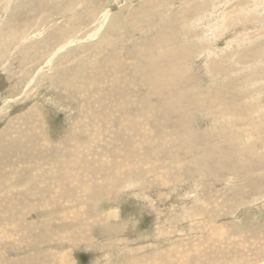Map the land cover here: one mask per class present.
I'll list each match as a JSON object with an SVG mask.
<instances>
[{
    "label": "rangeland",
    "instance_id": "obj_1",
    "mask_svg": "<svg viewBox=\"0 0 264 264\" xmlns=\"http://www.w3.org/2000/svg\"><path fill=\"white\" fill-rule=\"evenodd\" d=\"M89 1L92 2L94 0ZM125 1L127 4L123 5L122 3ZM151 1L153 0H112V2L111 0H98V2L96 1L94 3H104V6L118 13V19L126 21L124 25L121 21V26H126V30L131 27L129 26L128 19H130L131 15L135 18V28L131 35V39L129 37L130 41H128L129 39L125 36L126 31L120 32V36L117 35L119 38L118 41L115 39L112 40L119 44L115 46L116 51L114 55L118 54L122 70L124 67H128L125 71L120 69L119 72H116L112 69L111 72L108 62L104 61V68L106 70V72H104L101 70L100 65L86 61L87 56L95 55L91 54V51L86 49L87 47L90 48V44H93L96 39L85 40L82 44L68 49L69 52H67V54H69L71 58L75 55L73 59H76L66 62V64L52 62L49 66L48 64L44 65L45 55L40 52L32 53V51L29 53L28 58L22 62L20 60V55L14 53L13 47L12 49L10 47L11 50H9L11 56H3L0 60V73L2 72L0 74V104L3 101L6 102L10 97L18 96L23 92L22 98L17 99L19 102L17 100L9 102L6 108L0 112V120L3 119V122L7 123L4 125L5 123L2 121L0 122V157H2L0 158V179L5 177L3 180H8L11 174L9 177L6 171L12 170L13 183H16L15 181L18 180V177L21 182L13 185L15 189H10L9 198L7 197L5 199L2 197L10 190H0V204L7 208L8 215L13 214V217H15L14 215L17 214V216L19 215L18 217H21V219L18 220L12 217L13 220L16 219L14 220L16 221L15 224L13 223L14 221L7 225L4 222H0V238L4 237V239H2L3 241L0 239V245L5 243L9 245L8 248L4 249L5 251L3 250L0 252V264H5L6 262H9V264H48L49 259H47V257H42L44 254H48L49 257H54V254L62 252L67 254L70 264H264V0H161L164 3V7L157 9L154 4L151 8V10L154 11H150L147 10L146 4ZM165 1L168 3L166 4ZM38 3L39 0H14L11 4V8L5 12L4 8L6 9V3L0 1V28L4 27L3 25L7 24L9 21L15 28L19 27V34L22 32L30 34L34 29L37 30L40 28L43 33L40 35V39L45 38V40H49V38L45 36L48 30H51L49 28L54 29L57 25L62 26L70 22L68 19H71L70 16L73 11L69 12L66 10V6L70 3V0H46L47 5L41 8L40 3ZM64 4L65 6H63ZM60 7H62V9ZM63 7L65 8L63 9ZM78 8L76 10L80 11L81 9L79 10ZM41 9L43 13L40 11ZM88 10H92V8L90 9L89 7ZM60 12L63 14H61V16L57 15L58 13L60 14ZM66 13H69V15H66ZM43 16L48 18L46 19ZM61 22H64V24L62 23L61 25ZM32 24L34 25L32 26ZM45 24L46 26L48 25V28ZM216 26H218L217 29ZM29 30L31 31L30 33ZM166 30L175 41L174 44L179 47L182 46V48H180L182 51L181 64L180 66L177 65L176 68H172L173 65H171V68L168 70V72L171 73H169L166 78L169 77L173 79L178 71H180L179 75L182 79V85L179 87V94L187 97L185 101H188L187 105L189 106L187 107L184 104L180 110H185L188 117H193L192 108L193 110H197L195 114H197L199 118L195 121L192 118V125L191 123L189 124L192 135L194 134L203 146L209 141L213 146L211 153L213 156L222 154L224 159L226 158L227 161L230 160L229 162L222 163V166L226 167L224 168L225 172L218 170L216 172L217 174L211 172L213 173L212 175L200 178V176L195 177L194 174H192L193 170L190 164L179 165L180 168L177 169V167L170 162L172 158L169 157L171 152L177 150L174 149L171 144L172 139L165 136L166 138L163 141V138L158 134L159 130L149 131L143 128H141V131L144 130L146 132L145 134L150 137L148 136L147 138V136H145L146 139H144L142 134L139 138L138 135L136 136V134H134L132 136L130 135V131H126L125 134H123V140H114L115 144H120L119 149L121 151H116L114 148L117 156L113 161V159H111L113 156L110 157L107 151L110 147L109 145L113 146L112 133L117 126L111 127L109 124L107 127L110 128L106 129L100 122L96 121V124H99L101 133L99 132L96 136L93 133L91 134L89 132L90 130H88L95 120L88 116L92 111L84 105L80 98V89H82L83 83L82 79L77 78V76H80L84 71L89 78L91 77L94 81H97L98 78L100 79V77L106 75L107 82L103 84L99 83V85H101L100 91L104 95L109 94L113 97V105L110 103L111 101L108 102L109 104L107 103V105L115 109H117V102L121 100L118 99L117 101V97L114 95H117L119 91L123 90L122 88H130V83L127 80L132 79L134 81L132 82L134 92L132 98L134 101L133 104H135L138 98L147 110L153 112L155 109L154 107H157L155 104L157 97L153 95L150 97V101H146L143 92L144 95L147 93V87H149V85L144 87V85H142L143 82L140 84L141 73H143L144 68H147L146 62L153 58L151 59V56L143 55L142 50L144 49L143 47L146 46L145 44L152 40L154 36H158L159 33H165ZM121 36L124 38L121 39ZM112 38L114 37H110V40ZM36 40H38V37ZM4 48L8 47H4L0 43V52H4ZM109 48L101 52L99 51V55L96 54L94 56V62L100 61L101 64V61L109 55ZM168 50L169 46H165L162 49L155 48L153 52L159 55L160 52H167ZM73 52L76 53L74 54ZM81 54L85 55V59H83L84 57H82ZM38 59H41L42 62ZM56 64L57 67H55ZM159 64L163 67H168L161 60L159 63H153V65L158 68L160 67ZM40 67L42 69L37 74L38 76L36 75L37 77L34 81L36 84H31L29 89L24 91L26 83ZM21 68L22 71L20 72ZM10 70L11 72L8 73ZM24 75L25 79H23ZM19 76H21V78ZM115 76L119 78L116 79ZM171 76H173V78ZM124 79L127 80L124 81ZM6 81L8 82L5 84ZM54 82L56 83L54 84ZM17 84H19L18 87H16ZM64 84H66V86L68 84V86L65 87ZM96 84H98V82H96L95 85ZM150 88L152 89L151 85ZM61 90L64 93L65 91L67 92L65 93L66 96L63 95L64 93ZM109 90H112V92ZM14 91L16 92L14 93ZM51 93L54 95H51ZM69 96L72 98H69ZM105 98L107 99V96H105ZM68 99L71 101L67 102ZM16 108L18 109L16 110ZM13 109H15V111H13ZM99 109L98 107H93V111ZM8 112L10 113L8 114ZM5 113L6 115L8 114L7 117L3 115ZM23 117L25 119H22ZM30 118L32 122L29 121ZM35 120H38V122ZM39 120H41V123ZM24 121H26L25 126L22 125ZM17 122L20 124L18 125ZM109 122L111 124L115 122V117L111 118ZM31 123L32 125H30ZM35 123H39L41 126L39 124H37V126ZM77 127H79V129ZM12 128L14 130H12ZM71 128H74V131H83L84 134L82 133V135H85V137L89 136L93 140L91 144L89 141L88 144H86V142V146L82 144L84 149L83 153L86 151V154L82 155L80 153L82 157H77L76 159L77 162L79 159L86 160V163L79 160L80 162L78 163H81V165H77L78 167L75 166L77 163L76 160L74 162L75 164H72L73 166L67 164V167H74V170L71 168V171L69 170L71 173L68 171V175L71 174L70 177H68V175V178L63 176L65 180H60V183L58 179L55 178V175H53L54 179L51 176L52 174L58 173L59 170H63L62 168L65 167H62V164L65 165V162L69 161L57 158L52 153L46 155L45 160L40 161L41 164L42 162L45 163L40 166L42 168L44 165V169L42 168L40 171L32 167L28 169L31 162L34 165L36 159L31 157L34 155V152H31L32 154L30 153V156H28V153L25 154L23 152L26 145L28 148H30L32 144L37 148L42 147L40 144L45 146L43 143L44 141L40 140V137L37 138L34 136L33 133L38 135V133L43 134L47 132V137L49 139H47V141L51 143L48 145V150H46V152L50 151L49 149L53 146L58 148L60 153L67 154L70 150L69 148H71L70 145L75 144L74 141H70L68 145V143H66L68 141H65L68 134L67 131L72 130ZM29 130L30 132H28ZM164 130L162 131L165 132ZM14 134H16V136H14ZM25 134L27 135L25 136ZM121 137L122 135H120V138ZM5 138L8 140L10 139L9 142H6L8 140ZM13 140H16L14 143H19L17 145H19L21 149H19V147L17 150L13 149L14 145H11V141L13 142ZM56 140L59 142L57 143ZM27 142L30 144H27ZM125 142L131 144V153H136L134 162L136 160L138 161L134 163L135 166L126 170L128 173L131 170H135V168L145 171L149 166L153 167L158 164V162L160 164V162L164 161L165 167L163 168L169 170L172 175L180 176L182 180H176L173 184L170 183L171 180H174V178H172L169 181L172 185L167 183L166 185L160 186L157 181H153L154 177H157L161 172V169L157 168L154 171L156 172V176L153 172L147 174L150 178L148 177L146 179V183L149 180H152L154 183L152 182L147 188L144 186V194L141 193V189L137 188L135 184H133L134 182H132L134 181L133 171L132 173L130 172V177L127 176L126 171H123L125 174L122 173L123 176L120 178L122 181H117L112 174H115L113 171H115L117 167H124L126 165L123 164L126 160L123 155L127 153L125 150L127 146ZM107 143L109 145H105ZM6 145L8 146L5 147ZM122 146H124V148ZM234 148L236 152L233 150ZM88 149L90 151H88ZM240 149H243V154H239ZM6 150H8V152ZM150 150H152L153 156L148 159L144 158V160V154L148 153ZM166 150H170V153L164 156L163 160L161 157L162 151ZM6 152L8 155H6ZM78 152L81 151L78 150ZM84 155L87 159H91V163H89L90 161H88ZM6 156L13 158L12 160L14 161L18 159V163H16L14 167H10L9 164L3 160ZM52 158L56 159V163H58L55 168H53V166L50 167L51 164L47 161ZM110 160L113 163L110 162ZM103 161L109 164H107V170L105 169L104 172H101L99 171L100 166L98 165ZM234 161H237V163ZM241 161L243 162L242 164ZM114 162L116 164L114 166L117 167H113ZM46 163L49 165H46ZM16 166L18 167L16 168ZM23 166H25V168ZM84 166L87 168L84 169ZM89 166L91 169L88 172ZM95 166L99 172H95ZM75 168H77V170H75ZM45 169V172L42 171ZM109 169L111 171H109ZM27 170L28 173H30L29 175L26 173ZM82 171L84 172L82 173ZM105 172H107V174H104ZM108 173L111 177H107L109 176ZM74 174L76 176H74ZM24 176L26 178H23ZM75 177L76 179H74ZM111 178L115 183H113ZM41 179L44 180L42 181ZM94 179L97 180L94 181ZM138 179L139 178L136 179L137 181L135 180V183L140 184V179ZM45 180H48L49 183ZM29 181H31V183ZM97 181L100 182L99 184H105L109 189L105 197L102 193H99L98 190H95L98 188L94 187L95 185L93 184H98ZM129 181L132 182L130 185L131 187L127 188L122 186L128 185ZM85 182H87V186ZM124 182L125 184H123ZM142 182H144V180ZM25 183H27V188L25 187ZM34 184L35 186L39 185V188L37 187L38 189H36ZM5 186L6 184L3 188H6ZM167 187L170 188L167 189ZM15 191L20 192L21 195L24 194L23 197L20 198V201L22 200L23 202L19 201L20 205L18 204V206L11 199ZM35 191H38V193ZM149 191H151V193ZM115 192L119 194V196H117ZM134 192L135 194H133ZM31 195H33V197ZM90 195L91 198L88 200L86 196L90 197ZM143 195L146 196L143 197ZM113 196L115 197L113 198ZM45 198L47 201H45ZM105 198L106 200H104ZM32 202L39 208L33 206ZM38 203H40V205H38ZM26 205L27 207H24ZM88 212L89 214H87ZM94 212L97 214L95 215ZM52 213H54V215ZM45 218L47 219L44 221L43 219ZM86 218L91 221H87ZM57 219L60 220L58 221ZM69 219L71 222H69ZM81 221H83L85 225ZM31 222L32 224H30ZM45 222L46 224H44ZM62 227L64 230H62ZM85 228L89 230L86 229L87 231L81 232ZM98 228L99 231L97 230ZM69 229H73L78 234ZM79 230H81L80 233ZM60 233L61 236H59ZM74 234L75 236L73 239L72 236ZM55 236L59 237L56 238ZM82 236H84V238L86 237L85 239L87 241ZM11 237H13L12 240H6V238ZM16 237H18L17 240L15 239ZM49 238L52 239L50 240ZM75 238H77V240ZM20 242L21 244L19 245ZM102 246L103 249L101 248ZM92 248L93 250H91ZM36 255H38L37 259L33 260L30 258ZM58 258H60V255L56 257V259ZM14 260H19L20 263H16ZM58 263L59 262H54L53 264Z\"/></svg>",
    "mask_w": 264,
    "mask_h": 264
},
{
    "label": "bare ground",
    "instance_id": "obj_2",
    "mask_svg": "<svg viewBox=\"0 0 264 264\" xmlns=\"http://www.w3.org/2000/svg\"><path fill=\"white\" fill-rule=\"evenodd\" d=\"M0 1H2L3 3H6V9L4 8V10H5V12L6 11H8L10 8H11V4H12V2L14 1V0H0ZM34 1V0H33ZM60 1V0H59ZM62 1V0H61ZM69 1V0H68ZM95 1V0H94ZM94 1H92V2H90L89 0H70V3L66 6V10L67 11H69V12H72L73 11V13H72V15L70 16L71 17V19H68V20H70V22H68V23H66L65 25H62V23L64 24V22H61V25L62 26H58L57 24V26H55V28L54 29H52V28H49V29H51V30H48V33H47V35H45V36H47L48 38H49V40H50V42H49V40H45V38L43 39H40V35L41 34H43L42 33V29H40V28H38L37 30L36 29H34L33 30V32L32 33H30L31 31L29 30V33L30 34H25L26 32H22V29H21V34H19V32H20V29H18V28H15V26H13V24L9 21L7 24H5V25H3L4 27H1L0 28V43H1V45L2 46H4V47H8V48H4L5 49V51L3 52V51H1L0 52V60L2 59V57L3 56H11L10 54V51L9 50H11L12 49V47L14 48V53H16L17 55H20V60L22 61V62H24L27 58H28V56H29V53H31V51H32V53H34V52H36V53H42L43 55H45L44 56V58H45V60H44V65L45 64H48V66L50 65V64H52V62H56V63H65L66 64V62H69V61H73V60H75V59H73L74 58V56L75 55H73V58H71V56H69V54H67V52H69L68 51V49H70L71 47L73 48V47H75V46H78V45H80V44H82L83 43V41L85 42V40H90V39H96V41L93 43V44H90V48H88L87 47V49L86 50H88V51H91V54H98L99 55V53L101 52V51H103L104 49H106V48H109L108 49V51H109V55L103 60V61H101V64H100V61H96V62H94V56L95 55H90V56H87V54H86V56H87V59H86V61H89V62H93V63H96V64H98V65H100L101 66V70H103L104 72H106V70H105V68H104V66H105V64H104V61H107L108 62V66H109V68H110V70H111V72H112V69L114 70V71H116V72H119L120 71V69L122 70V66L120 65V59H119V56H118V54H116V55H114L115 54V51H116V48H115V46H117V45H119L118 43H115V41H112V40H119V38H118V36L117 35H119L120 36V32H124V31H126L125 32V36H126V38L127 39H129V37H130V39H131V35H132V33L134 32V28H135V18H134V16L133 15H131V17H130V19H128L129 21H128V23H129V26H131L129 29H125V27L126 26H121V21H122V23H123V25H124V23L126 22V21H124V20H120V19H118V13H115V12H113L111 9H109V7H106V6H104V3H99V4H94L96 1L98 2V0H96L95 2ZM99 1H101V0H99ZM106 1V0H105ZM102 2H104V1H102ZM111 2H112V0H111ZM116 2V1H115ZM146 2V1H145ZM145 2H143V3H145ZM166 2V1H165ZM39 3H40V8L43 6V7H45L47 4H46V0H39ZM38 3V4H39ZM93 3V4H92ZM168 2H166V4H167ZM111 4V3H110ZM109 4V5H110ZM123 5H125V4H127V2L125 1L124 3H122ZM154 4H155V7L157 8V9H160L161 7H164V3H163V1H161V0H153V1H151V2H149L148 4H146L147 5V10H150V11H154V10H151V8L154 6ZM207 4V3H206ZM4 5V4H3ZM21 5H23V4H21ZM60 5H61V3H60ZM197 5H198V3H197ZM39 6V5H38ZM37 6V7H38ZM63 6H65V4L63 5ZM78 7H80V8H78ZM89 7H90V9L92 8V10H88L89 9ZM40 8H37V9H40ZM56 8V7H55ZM61 9H62V7H60ZM60 8H58V9H60ZM65 7H63V9H64ZM81 9L80 11H78V10H76V9ZM42 13H43V11H42V9L40 10ZM66 11V12H67ZM134 11V10H133ZM38 12V11H37ZM46 12V11H45ZM44 12V13H45ZM63 12H64V10H63ZM140 12V11H139ZM203 12V11H202ZM40 13V12H39ZM47 13V12H46ZM61 14H63L62 12H60V14L58 13L57 15H60L61 16ZM37 15V14H36ZM66 15H69V13H66ZM39 16V15H38ZM50 16V15H49ZM59 16V17H60ZM167 16V15H166ZM43 17H45V16H43ZM69 17V16H68ZM126 17V16H125ZM3 18V17H2ZM34 18V17H33ZM46 18V17H45ZM48 18V17H47ZM46 18V19H47ZM127 18V17H126ZM134 18V19H133ZM218 18V17H217ZM63 19V18H62ZM66 19V18H65ZM65 19H64V21H65ZM133 19V20H132ZM214 19V18H213ZM226 19V18H225ZM42 20H44V19H42ZM52 20H53V18H52ZM61 20V19H60ZM211 20V19H210ZM35 21V20H34ZM33 21V22H34ZM48 21H51V20H48ZM55 21V20H54ZM62 21V20H61ZM37 22V21H36ZM39 22V21H38ZM47 22V21H46ZM67 22V21H66ZM48 23V22H47ZM52 23V22H51ZM22 24V23H21ZM23 24H27V23H23ZM29 24V23H28ZM36 24H38V23H36ZM216 24V23H215ZM34 24H32V26H33ZM39 25V24H38ZM37 25V26H38ZM44 25V24H43ZM212 25V24H211ZM31 26V25H30ZM30 26H29V28H30ZM45 26H46V24H45ZM44 26V27H45ZM48 26V25H47ZM46 26V27H47ZM53 26V25H52ZM39 27V26H38ZM220 27V26H219ZM33 28V27H32ZM48 28V27H47ZM218 28V26H216V29ZM221 28V27H220ZM44 29V28H43ZM226 29V28H225ZM210 30V29H209ZM24 31V30H23ZM51 33V34H50ZM169 32H167V30H166V32L165 33H159L158 34V36H154V38L152 39V40H150L148 43H146L145 45V47H143L144 49L142 50V54L143 55H145V56H151V59L152 60H149V61H147L146 63V65H147V68H144V70H143V73H141V81H140V84H142V82H143V84L142 85H144V87H147L148 85H149V87H147L148 88V91H147V93L144 95V92H143V90H142V92H143V96H145V98H146V101L147 100H149L150 101V97L151 96H156L157 97V99H156V101H155V104H156V106L157 107H154L155 109H154V111L152 112V111H150V110H147L146 108H145V106H143L142 105V102L141 101H139L138 100V98L136 99V102H135V104H133V100H132V98H133V96H134V92H133V86H132V82H134L132 79H130V80H127V79H124V81H129V83H130V88H122L123 90H121V91H119L118 93H117V95L115 94L114 96H116L117 97V101H118V99L119 100H121V101H118L117 103H118V105H117V109H115L114 107H110L109 105H107V103L108 102H110L112 105H113V97L112 96H110L109 94L108 95H104L101 91H100V87H101V85H99V83H101V84H103L104 82L106 83L107 82V78L105 77V76H102V77H100V79L98 78V80L97 81H94V79H92L91 77L89 78L88 77V75L86 74V72H82V74L80 75V76H77V78H81L82 79V83H83V86H82V89H80V95H81V99H82V101H83V103H84V105L88 108V109H91V113L88 115V116H90L91 117V119H94L95 121L92 123V125L88 128V130H90L89 132L92 134H94V135H96L97 136V134H99V132H100V130H99V124H96V121H98V122H100L101 123V125L103 126V127H105L106 129H109L110 127H107L109 124V126H113V127H115V126H117L116 127V129H115V131L112 133V145L113 146H111V145H109L108 143L107 144H105V145H109L108 147H109V149H108V151H107V153L109 154V156L111 157V156H113V158H111V159H113V161H114V159H115V157L117 156V154H116V151H121L120 149H119V145L120 144H115V141L114 140H120V139H124V137H123V134H125V132L126 131H130V135H134V134H136V136L138 135L139 136V138H140V136L142 135V136H144V139H146V137L145 136H147V138H148V136L149 135H147V134H145L146 132L144 131V130H149V131H151V130H153V131H156V130H159V132H158V134H159V136H161V138H163L162 140L164 141L165 140V136H167V137H169L170 139H172V141H171V144H172V146H173V148L174 149H177V150H175L174 152H171V155L169 156L170 158H172V160L170 161V162H172V164L174 165V166H176L177 167V169H179L180 168V166L179 165H184V164H187V165H191V169L193 170L192 172V174H194V176L195 177H197V176H200V178L201 177H205V176H208V175H212L213 173H211V172H217L218 170H222V171H224L225 172V170H224V168H226L225 166H222L223 164L222 163H224V162H229L230 160H228L227 161V159L225 158H223V155L222 154H219V156H213V154H211L212 153V149H213V146L209 143V141H208V143H205V145L203 146L202 144H200V140H198L197 139V137L193 134L192 135V130H190L191 128H190V123L192 122V118H193V120L195 121L196 119H198L199 117L197 116V114H195V111H197V110H193V108H192V111H193V117H188V114H187V112L184 110V111H182V110H180V109H182V107L184 106V104L187 106V107H189L187 104H188V101H185V99H187V97L186 96H183L182 94H179V87L182 85L181 84V82H182V79L180 78V75H179V72L180 71H178V73H177V75L173 78V76H171L173 79H170L169 77L168 78H166V76H168V74L169 73H171V72H168V70H169V68H171L170 66L171 65H173V67L172 68H176V66L178 65V66H180V64H181V53H182V51H181V49L180 48H182V46L181 47H179V46H176V44H174V40L170 37V34H168ZM45 34V33H44ZM37 37H38V40H36L37 39ZM110 37H114V38H112L111 40H110ZM124 37H122L121 36V39H123ZM40 39V40H39ZM130 39L128 40V41H130ZM42 40V41H41ZM109 40V41H108ZM44 41V42H43ZM38 45V46H37ZM85 45V44H84ZM165 46H169V50L167 51V52H165V51H163V52H160L159 53V55L158 54H155L153 51L155 50V48L156 49H158V48H164ZM10 47H11V49H10ZM38 47V48H37ZM119 47V46H118ZM82 48V47H81ZM219 48V47H218ZM83 49V48H82ZM203 50V49H202ZM9 51V52H8ZM100 51V52H99ZM74 54L76 53V52H73ZM15 54V55H16ZM37 56V55H36ZM40 56V55H39ZM81 56L82 57H84L85 55H83V54H81ZM17 57V56H16ZM121 57V56H120ZM43 58V59H44ZM9 59V58H8ZM83 59H85V57L83 58ZM90 59V60H89ZM38 60H40L41 62H42V60L41 59H38ZM160 60L165 64V65H167L168 67H163L161 64H159L160 65V67L158 68V67H156L155 65H153V63L154 62H157V63H159L160 62ZM27 62H29V61H27ZM26 62V63H27ZM39 62V61H38ZM2 63H4V62H2ZM24 65H26V64H24ZM23 65V66H24ZM62 65V64H61ZM81 66H83V65H81ZM55 67H57V64H56V66ZM127 68L128 67H124L123 68V70L122 71H125V70H127ZM41 67L40 68H38V70L35 72V74H33V76L30 78V80L26 83V85H25V89H24V91L26 90V89H29V87L31 86V84H36V82H34L35 80H36V77L38 76L37 74L41 71ZM22 71V68H21V70H20V72ZM24 71V70H23ZM27 71V70H26ZM26 71H25V73H26ZM9 72H11V70L10 71H8V73ZM45 72V71H44ZM67 72V71H66ZM2 73V72H1ZM0 73V74H1ZM43 73V72H42ZM48 73V72H47ZM22 74V73H21ZM20 74V75H21ZM24 74V73H23ZM37 75V76H36ZM45 75V74H44ZM178 75H179V77H178ZM12 76H13V74H12ZM119 76V75H118ZM121 76V75H120ZM20 78H21V76H19ZM114 77V76H113ZM123 77V76H122ZM17 78V77H16ZM15 78V79H16ZM26 78H28V77H26ZM40 78H41V76H40ZM42 78H43V76H42ZM50 78V77H49ZM115 78H116V76H115ZM114 78V79H115ZM117 78H119V77H117ZM116 78V79H117ZM1 79V78H0ZM10 79V78H9ZM13 79V78H12ZM23 79H25V75H24V78ZM22 79V80H23ZM45 79H46V77H45ZM48 79V78H47ZM52 79V78H51ZM21 80V79H20ZM49 80V79H48ZM55 80V79H54ZM64 80V79H63ZM143 80V81H142ZM17 81H18V79H17ZM26 81V80H25ZM8 81H6L5 82V84L7 83ZM22 82V81H21ZM96 82H98V84H96L95 85V83ZM115 82V81H114ZM9 83H10V80H9ZM18 83H19V81H18ZM23 83V82H22ZM39 83V82H38ZM51 83V82H50ZM56 82H54V84H55ZM60 83V82H59ZM81 83V84H82ZM2 84H4V83H2ZM14 84V83H13ZM58 84V83H57ZM60 84H62V83H60ZM69 84V83H68ZM68 84H67V86H68ZM80 84V83H79ZM18 85L19 84H17V86L16 87H18ZM150 85L152 86V89L150 88ZM3 86H5V85H3ZM2 86V87H3ZM21 86V85H20ZM19 86V87H20ZM47 86V85H46ZM52 86V85H51ZM53 86H56V85H53ZM64 86L65 87H67L66 86V84H64ZM64 86L62 85V87L64 88ZM138 86V85H137ZM1 87V86H0ZM34 87V86H33ZM71 87V86H70ZM4 88V87H3ZM12 88H14V87H12ZM53 88V87H52ZM61 88V87H60ZM73 88V87H72ZM1 89V88H0ZM33 89V88H32ZM71 89V88H70ZM145 89V88H144ZM10 90V89H9ZM17 90V89H16ZM50 90H51V87H50ZM131 90H132V92H131ZM1 91V90H0ZM8 91V90H7ZM18 91V90H17ZM22 91V90H21ZM62 91V90H61ZM110 92H112V90H109ZM16 91H14V93H15ZM20 92V91H19ZM19 92H17V93H19ZM63 92V91H62ZM79 92V91H78ZM91 92V93H90ZM13 93V94H14ZM16 93V94H17ZM30 93V92H29ZM50 93V92H49ZM53 93V92H52ZM51 93V95H54V94H52ZM57 93V92H56ZM59 93H60V91H59ZM58 93V94H59ZM64 93V92H63ZM65 93H67L66 91H65ZM65 93L63 94L64 96H66L65 95ZM71 93V92H70ZM89 94V95H87V94ZM253 93V92H252ZM25 94V93H24ZM113 94H114V92H113ZM15 95V94H14ZM22 95H23V92L20 94V95H18V96H13V97H10L6 102L5 101H3L1 104H0V112H2L5 108H6V106L8 105V103L9 102H11V101H13V100H17V99H19V98H22ZM21 96V97H20ZM26 96V95H25ZM105 96H107V99L105 98ZM4 97H6V96H4ZM27 97H28V95H27ZM37 97V96H36ZM33 98V97H32ZM69 98H72V97H70L69 96ZM24 99V98H23ZM27 100H28V98H27ZM87 100V101H86ZM18 101V100H17ZM20 101H21V99H20ZM69 101H71V100H69L68 99V101L67 102H69ZM19 102V101H18ZM72 103V102H71ZM12 104H14V103H12ZM109 104V103H108ZM89 105V106H88ZM15 106V105H14ZM21 106H23V105H21ZM36 106V105H35ZM17 107H18V105H17ZM93 107H98V108H100L99 110H96V111H93ZM64 108V107H63ZM18 108H16V110H17ZM29 109V108H28ZM31 109V108H30ZM11 110H12V107H11ZM32 110V109H31ZM31 110H29V111H31ZM34 110H35V108H34ZM13 111H15V109H13ZM36 111V110H35ZM35 111H33V112H35ZM77 111H79V110H77ZM10 112H8V114H9ZM7 114V115H8ZM78 114V113H77ZM76 114V115H77ZM191 114V113H190ZM3 115H6V113L5 114H3ZM7 115H6V117H7ZM25 115V114H24ZM30 115H32V114H30ZM80 115V114H79ZM29 116V115H28ZM34 116V115H33ZM187 116V117H186ZM5 117V118H6ZM19 117H20V115H19ZM26 117V116H25ZM38 117V116H37ZM113 117H115V122H113L112 124L109 122V120L111 119V118H113ZM28 118V117H27ZM32 118V117H31ZM31 118H30V120L29 121H31ZM9 119V118H8ZM14 119H16V118H14ZM22 119H25L24 117L22 118ZM38 119V118H37ZM12 120V119H11ZM20 120H21V118H20ZM3 122V119L2 120H0V122ZM6 121V120H5ZM28 121V122H29ZM36 121V120H35ZM41 120H39V122H40ZM73 121V120H72ZM32 122V121H31ZM36 122H38V120L36 121ZM3 123H5V122H3ZM2 123V124H3ZM12 123V122H11ZM18 123V122H17ZM16 123V124H17ZM25 123H26V121H24V124L22 123V125L23 126H25ZM30 123V122H29ZM41 123V122H40ZM202 123V122H201ZM1 124V125H2ZM7 123H5L4 125H6ZM20 123H18V125H19ZM37 124H39V123H35V125H37ZM76 124V123H75ZM30 125H32V123L30 124ZM40 125V124H39ZM73 125H74V123H73ZM77 125V124H76ZM189 125V126H188ZM191 125H192V123H191ZM38 126V125H37ZM36 126V127H37ZM41 126V125H40ZM43 126V125H42ZM75 126V125H74ZM9 127V126H8ZM34 127V126H33ZM102 127V128H103ZM151 127V128H150ZM14 128H15V126H14ZM22 128V127H21ZM75 128H76V126H75ZM78 129H79V127H77ZM121 130H120V129ZM141 128H143L144 130H142L141 131ZM153 128V129H152ZM240 128V127H239ZM241 128H242V126H241ZM37 129H39V128H37ZM36 129V130H37ZM44 129V128H43ZM72 129V128H71ZM74 129V128H73ZM69 130V131H67L68 132V134H67V136H66V140L65 141H68V142H66V143H68V145L70 144V141H74L75 142V144L74 145H70V147L71 148H69L70 150L68 151V153L67 154H64V153H60L59 151H58V148H56V147H53L52 146V148L51 149H49L50 151H48V152H46V150H48V145L51 143V142H48L47 141V139H48V137H47V132H44L42 135L40 134V133H38V135H35V133H33L34 134V136H36L37 138H39L40 137V140H42V141H44L43 143L45 144V146H43V144H40V145H42V147H40V148H37V147H35V145H31V147L30 148H28V146L26 145V147H25V149H24V153L26 154V153H28V156H30V153L31 152H34V155L33 156H31V157H33V159H36V162L34 163V165L32 164V162H31V165H27L28 166V169H29V167H32V168H36V170L38 169L39 171L43 168L44 169V165L42 166V168L40 167L42 164H45V163H43L42 162V164H41V162L40 161H42V160H45V157H46V155H48V154H53L55 157H57V158H60V159H62V160H67V161H69V162H65V165H63L62 164V167H65V168H62L63 170H59L58 171V173H55V174H52V176L51 177H53V175H55V178L56 179H58V182L60 183V180L62 181V180H65V179H63L64 177H67V175L69 174V172L71 171V168H73L72 170H74V167H71L70 166V168L69 167H67V164H75L74 162H75V160L77 159V157H82V155L83 154H86L85 152L83 153V151H84V149H83V145H85L86 146V144H88L89 142H90V144H91V141H93L89 136H86L85 137V135H82V133L84 134V132L83 131H74V130ZM165 129V130H164ZM12 130H14L13 128H12ZM16 130V129H15ZM40 130V129H39ZM45 130V129H44ZM162 130H164L165 132H163ZM103 131H104V128H103ZM28 132H30V130L28 131ZM34 132V131H33ZM41 132V131H40ZM184 132H185V134H184ZM8 133V132H7ZM18 133V132H17ZM101 133V132H100ZM157 133V132H156ZM3 134H4V132H3ZM21 134V133H20ZM20 134H19V136H20ZM23 134V133H22ZM30 134V133H29ZM32 134V133H31ZM145 134V135H144ZM7 135V134H6ZM9 135V134H8ZM27 134H25V136H26ZM120 135H122V137L120 138ZM14 136H16V134H14ZM77 136H79V137H77ZM1 137H3V136H1ZM9 137V136H8ZM28 137H29V135H28ZM131 137V136H130ZM150 137V136H149ZM239 137V136H238ZM10 138H11V136H10ZM126 138V137H125ZM137 138V137H136ZM175 138V139H174ZM203 138V137H202ZM6 139V138H5ZM12 139V138H11ZM65 139V138H64ZM174 139V140H173ZM6 140H8V139H6ZM6 140H4V141H6ZM10 140V139H9ZM9 140L8 141H6V142H9ZM35 140H36V138H35ZM46 140V141H45ZM49 140V139H48ZM130 140V139H129ZM140 140V139H139ZM16 141V140H15ZM14 140H13V142L11 141V145H14L13 147V149H16L17 150V148L19 147V145H17V144H19V143H14L15 142ZM41 141V142H42ZM57 141V140H56ZM89 141V142H88ZM128 141V140H127ZM134 141V140H133ZM224 141V140H223ZM23 142V141H22ZM33 142V141H32ZM53 142V141H52ZM59 141H57V143H58ZM63 142H64V140H63ZM77 142H78V144H77ZM84 142V143H83ZM87 142V143H86ZM121 142V141H120ZM204 142V141H203ZM202 142V143H203ZM4 143V142H3ZM38 143H40V142H38ZM61 143V142H60ZM86 143V144H85ZM95 143V142H94ZM93 143V144H94ZM126 143V142H125ZM8 144V143H7ZM27 144H30V143H28L27 142ZM54 144V143H53ZM83 144V145H82ZM96 144H97V142H96ZM99 144V143H98ZM204 144V143H203ZM40 145H38V146H40ZM126 151H127V153H125L123 156H124V158L126 159L125 160V162L123 163V164H126L124 167H117V166H114V165H116L115 164V162H114V164H113V167H117L116 169H115V171H113V172H115V174L113 173L112 174V176L114 175L115 176V179H117V181H119V180H121L122 181V179H120L122 176H123V174L122 173H124L125 174V172H123V171H126L127 169L129 170V169H131L133 166H135L134 165V163H136V161L134 162V160H135V157H136V153H134V154H132L131 153V151H130V145L131 144H129V142H127L126 143ZM8 145H6L5 147H7ZM84 146V147H85ZM89 146V145H88ZM94 146V145H93ZM96 146H98V145H96ZM95 146V147H96ZM10 147V146H9ZM44 147V148H43ZM63 147H65V146H63ZM123 148H124V146H122ZM132 147H133V145H132ZM262 147V146H261ZM0 148H1V144H0ZM32 148V149H31ZM41 148H43V149H41ZM88 148V147H87ZM91 148H92V146H91ZM90 148V149H91ZM116 149V151H115V149ZM134 148V147H133ZM241 148V147H240ZM19 149H21L20 147H19ZM29 149H31V150H29ZM82 149V150H81ZM96 149V148H95ZM135 149V148H134ZM3 150H5V149H3ZM78 150H80L81 152H78ZM93 150V149H92ZM224 150H226V149H224ZM234 151H235V148L233 149ZM7 152H8V150H6ZM11 151V150H10ZM20 151V150H19ZM88 151H90L89 149H88ZM113 151H114V153H113ZM129 151V152H128ZM153 151H154V149H153ZM0 152H1V150H0ZM6 152V153H7ZM18 152V151H17ZM57 152V153H56ZM60 154H59V153ZM163 153H162V159H163V157L164 156H166L168 153H170V150H166V151H162ZM236 152V151H235ZM6 153H4V154H6ZM82 155H81V154ZM152 153V150H150V151H148V153H145L144 154V157H143V159L144 158H150V157H152L153 156V153ZM245 153V152H244ZM1 154H3V153H1ZM22 154V153H21ZM32 154V153H31ZM38 154H41V155H38ZM78 154H79V156H78ZM239 154H243V149H240V152H239ZM249 154V153H248ZM247 154V155H248ZM6 155H8V153L6 154ZM59 155H61V156H59ZM173 155V156H172ZM240 156V155H239ZM18 157V156H17ZM84 157H85V155H84ZM95 157V156H94ZM139 157V156H138ZM160 157V158H161ZM238 157V156H237ZM249 157H250V155H249ZM0 158H2V157H0ZM16 158V157H15ZM86 158V157H85ZM158 158V157H157ZM159 158V159H160ZM242 158V157H241ZM9 159H11V160H9ZM13 158H11V157H7L6 156V158L5 159H3L4 161H6L8 164H9V166L10 167H14L15 165H16V163H18V159H16L15 161L14 160H12ZM87 159V158H86ZM94 159V158H93ZM98 159V158H97ZM96 159V160H97ZM230 159V158H229ZM232 159V158H231ZM29 160H30V157H29ZM28 160V161H29ZM80 160V159H79ZM78 160V162H84V163H86L84 160H80L79 161ZM88 161H90L89 163H91V159L89 160V159H87ZM99 160V159H98ZM145 160V159H144ZM164 160V159H163ZM47 161H49V164H51V166L50 167H52L53 166V168H55L56 167V165L58 164V163H56L57 161H56V159H49V160H47ZM47 161H44V162H47ZM93 161V160H92ZM142 161V160H141ZM162 161V160H161ZM76 162H77V160H76ZM77 162V163H78ZM95 162V161H94ZM99 162V161H98ZM110 162H112L111 160H110ZM138 162V161H137ZM233 162V161H232ZM235 163H237V161H234ZM240 162V161H239ZM248 162V161H247ZM76 163V165L75 166H77V165H81V163H78L77 164ZM113 163V162H112ZM144 163V162H143ZM243 162L241 161V164H242ZM251 163V162H250ZM3 164V163H2ZM21 164V163H20ZM49 164H47L46 163V165H49ZM107 164H109V163H105V161H103V162H101L98 166H100V168H99V171H105V169L108 167V165ZM141 164V163H140ZM145 164V163H144ZM234 164V163H233ZM248 164H249V162H248ZM86 165V164H85ZM89 165V164H88ZM92 165H93V162H92ZM92 165L90 164V166L92 167ZM97 165V164H96ZM111 165V164H110ZM137 165V164H136ZM69 166V165H68ZM73 166V165H72ZM90 166L88 167V172H89V170L91 169L90 168ZM144 166V165H143ZM153 166V165H152ZM237 166V165H236ZM242 166V165H241ZM18 166H16V168H17ZM21 167V166H20ZM24 168H25V166H23ZM78 167V166H77ZM79 167H82V166H79ZM94 167V166H93ZM96 167V166H95ZM147 167V166H146ZM163 167H165V162L164 161H162V162H160V164H159V162H158V164H156V165H154L153 167H150L149 166V168H147V170H145V171H141L139 168H138V170L135 168V170H131V171H129V173L126 171V174H127V176L128 177H130V172L132 173V171H133V177H134V181H132V182H134L133 184H135V186L137 187V188H140L141 189V193H143L144 194V192H145V187L147 188V187H149L150 186V184H152V182L153 181H157L158 183H159V185L160 186H162V185H166L167 183L168 184H170V183H175L176 182V180H182L181 178H180V176H178V175H172V174H170V171L169 170H166V169H164ZM247 167V166H246ZM0 168H1V166H0ZM40 168V169H39ZM87 168V167H86ZM85 168V166H84V169H86ZM144 168V167H143ZM157 168H160L161 169V172H160V174L157 176V177H154V179H153V181L152 180H149L147 183H146V179L149 177V176H147V174L148 173H152L153 172V174H155L156 172H154ZM233 168H234V166H233ZM238 168H239V166H238ZM237 168V169H238ZM12 169V168H11ZM15 169V168H14ZM23 169V168H22ZM48 169V168H47ZM65 169V170H64ZM145 169V168H144ZM32 170V169H31ZM70 170V171H69ZM75 170H77V168H75ZM107 170V169H106ZM143 170V169H142ZM246 170V169H245ZM251 170V169H250ZM12 171V170H11ZM10 170L7 172L6 171V173H7V175L9 176L10 174H11V177L8 179V180H3L4 178H1L0 179V190L1 189H7V190H10V189H12V188H14V186L13 185H15L16 183H21L20 181H19V177H18V180L17 181H15L16 183L14 184L13 183V176H12V172H11ZM30 171V170H29ZM42 171H46V169L45 170H42ZM49 171H50V168H49ZM55 171V170H54ZM69 171V172H68ZM84 171H87V170H84ZM84 171H82V173L84 172ZM91 171H93V170H91ZM91 171H90V173H91ZM98 170H97V167H96V171L95 172H97ZM98 171V172H99ZM109 171H111L110 169H109ZM237 171V170H236ZM38 172V171H37ZM48 172V171H47ZM75 172V171H74ZM73 172V173H74ZM77 172V171H76ZM80 172V171H79ZM94 171H93V173H95ZM4 173V172H3ZM19 173V172H18ZM20 173H24V172H20ZM26 173H28V170L26 171ZM49 173H51V172H49ZM71 173V172H70ZM72 173V174H73ZM82 173H80V174H82ZM93 173H92V176H93ZM109 173H111V172H109ZM109 173H108V175H109ZM1 174V173H0ZM30 173H28V175H29ZM48 174V173H47ZM77 174V173H76ZM88 174V173H87ZM86 174V175H87ZM100 174V173H99ZM104 174H107V172H105ZM103 174V175H104ZM217 174V173H216ZM32 175V174H31ZM30 175V176H31ZM42 175V174H41ZM51 175V174H50ZM71 175V174H70ZM70 175H68V177H70ZM89 175V174H88ZM87 175V176H88ZM95 175V174H94ZM152 175V174H151ZM4 176H5V174H4ZM7 176V177H8ZM26 176V175H25ZM23 177V178H26V177ZM44 176V175H43ZM47 176V175H46ZM64 176V177H63ZM74 176H76L75 174H74ZM79 176V175H78ZM81 176V175H80ZM84 176V175H83ZM83 176H82V178H83ZM155 176H156V174H155ZM35 177H36V175H35ZM67 177V178H68ZM96 177V176H95ZM94 177V178H95ZM107 177H111L110 175L109 176H107ZM32 178V177H31ZM78 178V177H77ZM89 178H90V176H89ZM137 178H139L140 179V184H138V183H135L137 180ZM150 178V177H149ZM153 178V177H152ZM172 178H174V180H171V182L169 183V181H170V179H172ZM21 179V178H20ZM46 179V178H45ZM53 179H54V177H53ZM74 179H76V177L74 178ZM107 179V178H106ZM114 179V180H115ZM130 179V178H129ZM138 179V180H139ZM15 180V179H14ZM30 180V179H29ZM42 181L44 180V179H41ZM81 180V179H80ZM87 180H90V179H87ZM93 180V179H92ZM95 180H97V179H94V181ZM104 180V179H103ZM102 180V181H103ZM111 180H112V178H111ZM136 180V181H135ZM144 180V182H142ZM25 181V180H24ZM23 181V182H24ZM33 181V180H32ZM46 181V180H45ZM54 181V180H53ZM110 181V180H109ZM113 181V180H112ZM28 182V181H27ZM30 183H31V181H29ZM35 182V181H34ZM46 182H48V180L46 181ZM52 182V181H51ZM50 182V183H51ZM69 182V181H68ZM90 182V181H89ZM91 182H93V181H91ZM98 182V184H93V185H95L94 187H96V188H98V189H95V190H98L99 191V193H102L103 195H104V197H105V194H106V192H109V189L107 188V186L104 184H99L100 182L99 181H97ZM120 182V181H119ZM131 181H129V183H128V185H122V186H125V187H127V188H129V187H131L130 185H131V183H132ZM36 183V182H35ZM43 183V182H42ZM49 183V182H48ZM56 183H57V181H56ZM66 183V182H65ZM70 183V182H69ZM74 183V182H73ZM77 183V182H76ZM93 183H96V182H93ZM112 183V182H111ZM113 183H115L114 181H113ZM154 183V182H153ZM6 184V188H3L4 187V185ZM26 184L27 183H25V187H26ZM51 184H53V183H51ZM62 184V183H61ZM60 184V185H61ZM123 184H125V182L123 183ZM156 184V183H155ZM154 184V185H155ZM31 185V184H30ZM36 185H37V183H36ZM44 185V184H43ZM54 185V184H53ZM68 185H70V184H68ZM85 185L87 186V182H85ZM170 185H172V184H170ZM176 185V184H175ZM17 186H19V185H17ZM29 186V185H28ZM32 186V185H31ZM49 186H50V184H49ZM64 186V185H63ZM83 186H84V183H83ZM90 186H91V184H90ZM114 186V185H113ZM122 186H120V187H122ZM145 186V187H144ZM34 187L36 188V189H38L39 188V185L38 186H35V184H34ZM34 187H32V188H34ZM38 187V188H37ZM42 187V186H41ZM53 187H55V186H53ZM59 187V186H58ZM65 187V186H64ZM80 187V186H79ZM82 187V186H81ZM115 187V186H114ZM117 187V186H116ZM153 187V186H152ZM17 188V187H16ZM27 188V187H26ZM44 188V187H43ZM74 188V187H73ZM110 188V187H109ZM124 188V187H123ZM170 187H167V189H169ZM15 189V188H14ZM17 189H19V188H17ZM20 189H22V188H20ZM63 189V188H62ZM72 189V188H71ZM86 189V188H85ZM89 189H91V188H89ZM111 189V188H110ZM132 189V188H131ZM139 189V190H140ZM64 190V189H63ZM92 190V189H91ZM130 190V189H129ZM144 190V191H143ZM162 190V189H161ZM166 190V189H165ZM4 191V190H3ZM79 191V190H78ZM113 191V190H112ZM118 191V190H117ZM124 191V190H123ZM152 191V190H151ZM151 191H149L150 193H151ZM11 192V190L10 191H8L7 192V194L6 195H4L2 198H9V196H10V193ZM33 192V191H32ZM36 193H38V191H35ZM82 192V191H81ZM131 192H133V191H131ZM130 192V195L132 194ZM138 192V191H137ZM136 192V193H137ZM169 192V191H168ZM1 193V192H0ZM77 193V192H76ZM83 193V192H82ZM92 193V192H91ZM116 193V192H115ZM125 193V192H124ZM139 193V192H138ZM33 194H34V192H33ZM73 194V193H72ZM86 194L88 195V193L86 192ZM89 194H90V192H89ZM93 194V193H92ZM91 194V195H92ZM117 194V193H116ZM128 194V193H127ZM126 194V195H127ZM133 194H135V192L133 193ZM23 195L24 194H20V192H18V191H15V193L11 196V199L13 200V202H15V204L18 206V204L22 201H20V198L21 197H23ZM50 195V194H49ZM84 195V194H83ZM91 195H90V197L89 196H86V197H88L87 199L88 200H90L89 198H91ZM107 195V194H106ZM115 195V194H114ZM129 195V194H128ZM142 195V194H141ZM151 195V194H150ZM32 197H33V195H31ZM85 196V195H84ZM111 196H112V194H111ZM117 196H119V194H117ZM132 196V195H131ZM144 196H146V195H143V197ZM115 196H113V198H114ZM121 197V196H120ZM141 197V196H140ZM29 198V197H28ZM42 198V197H41ZM98 198V197H97ZM103 198V197H102ZM107 198V197H106ZM106 198L104 199V200H106ZM110 198V197H109ZM112 198V197H111ZM139 198V197H138ZM50 199V198H49ZM49 199H48V201H49ZM86 199V200H87ZM93 199H94V197H93ZM37 200V199H36ZM79 200V199H78ZM101 200V199H100ZM104 200H103V202H104ZM109 200H111V199H109ZM113 200V199H112ZM20 201V202H19ZM25 201V200H24ZM28 201V200H27ZM40 201V200H39ZM38 201V202H39ZM45 201H47V199L45 198ZM92 201V200H91ZM99 201V200H98ZM116 201V200H115ZM23 202V201H22ZM26 202V201H25ZM51 202H52V200H51ZM51 202H50V204H51ZM73 202V201H72ZM82 202V201H81ZM95 202H96V200H95ZM102 202V201H101ZM113 202V201H112ZM111 202V203H112ZM43 203V202H42ZM47 203V202H46ZM86 203V202H85ZM88 203H89V201H88ZM100 203V202H99ZM32 204H33V202H32ZM48 204V203H47ZM49 204V205H50ZM78 204H79V202H78ZM95 204V203H94ZM20 205V204H19ZM29 205H30V203H29ZM38 205H40V203H38ZM82 205V204H81ZM85 205V204H84ZM89 205V204H88ZM98 205V204H97ZM112 205V204H111ZM22 206V205H21ZM33 206H37L36 204H33ZM85 206H87V205H85ZM102 206V205H101ZM24 207H27V205L26 206H24ZM23 207V208H24ZM29 207V206H28ZM38 207V206H37ZM43 207V206H42ZM50 207H51V205H50ZM53 207V206H52ZM84 207V206H83ZM39 208V207H38ZM70 209H72V208H70ZM80 209H81V207H80ZM83 209V208H82ZM91 209V208H90ZM94 209V208H93ZM99 209V208H98ZM31 210H32V208H31ZM89 211V210H88ZM96 211H98V210H96ZM33 212V211H32ZM48 212V211H47ZM78 212V211H77ZM80 212V211H79ZM82 212V211H81ZM84 212V211H83ZM90 212V211H89ZM89 212L87 213V214H89ZM21 213V212H20ZM85 213V212H84ZM83 213V214H84ZM53 215H54V213H52ZM94 214L96 215L97 213H95L94 212ZM23 215V214H22ZM52 215V216H53ZM57 215V214H56ZM86 215V214H85ZM84 215V216H85ZM91 215V214H90ZM115 215V214H114ZM15 217H13V214H11V215H8V213H7V208L5 207V206H2V204H0V222H4L6 225L8 224V223H10V222H13L14 220H18V219H21V217H18L17 216V214L16 215H14ZM26 216V215H25ZM62 216V215H61ZM80 216V215H79ZM87 216V215H86ZM12 217L13 218H16V219H12ZM48 217V216H47ZM56 218V217H55ZM55 218H53V219H55ZM81 218H82V216H81ZM88 218V217H87ZM86 218V219H87ZM35 219V218H34ZM47 218H45V219H43L44 221L46 220ZM61 219V218H60ZM59 219V220H60ZM70 219H71V217H70ZM70 219H69V222H71L70 221ZM83 219V218H82ZM92 219V218H91ZM104 219V218H103ZM52 220V219H51ZM58 220V219H57ZM58 220V221H59ZM73 220H76V219H73ZM81 220V219H80ZM32 221V220H31ZM84 221H86V220H84ZM87 221H91V220H89V219H87ZM104 221V220H103ZM15 222L16 221H14L13 223L15 224ZM24 222V221H23ZM38 222H39V219H38ZM43 222V221H42ZM76 222V221H75ZM81 222H83V221H81ZM88 223V222H87ZM86 223V224H87ZM100 223V222H99ZM30 224H32V222L30 223ZM38 224V223H37ZM44 224H46V222L44 223ZM64 224H65V222H64ZM82 224V223H81ZM80 224V225H81ZM83 224H84V222H83ZM93 224L95 225V223H94V221H93ZM92 224V225H93ZM57 225V224H56ZM63 225V224H62ZM66 225V224H65ZM78 225V224H77ZM85 225V224H84ZM91 225V224H90ZM99 225H101V224H99ZM11 226V225H10ZM42 226V225H41ZM52 226H53V224H52ZM51 226V227H52ZM40 227V226H39ZM39 227H37V228H39ZM46 227V226H45ZM58 227V226H57ZM65 227V226H64ZM73 227V226H72ZM100 227V226H99ZM102 227V226H101ZM35 228V227H34ZM59 228H60V226H59ZM69 228H70V226H69ZM75 228H76V226H75ZM82 228H83V226H82ZM67 229V228H66ZM78 229V228H77ZM76 229V230H77ZM87 228H85L84 230H79V233H80V231L81 232H83V231H87V230H89V229H87ZM104 229V228H103ZM42 230V229H41ZM57 230H59V229H57ZM62 230H64V228L62 227ZM70 230V229H69ZM71 230H73V229H71ZM70 230V231H71ZM96 230V229H95ZM98 231H99V228L97 229ZM106 230V229H105ZM39 231V230H38ZM49 231V230H48ZM53 231V230H52ZM68 231V230H67ZM78 231V230H77ZM14 232V231H13ZM62 232H64V231H62ZM69 232V231H68ZM72 232H74V233H77V232H75L74 230L72 231ZM71 232V233H72ZM11 233H12V231H11ZM85 233V232H84ZM101 233V232H100ZM107 233V232H106ZM73 234V233H72ZM71 234V235H72ZM78 234V233H77ZM76 234V235H77ZM99 234V233H98ZM105 234V233H104ZM54 235V234H53ZM59 236H61V233H60V235ZM59 236H57V237H59ZM74 236H75V234L72 236L73 237V239H74ZM78 236H80V235H78ZM87 236V235H86ZM91 236V235H90ZM102 236H103V234H102ZM101 236V237H102ZM56 237V236H55ZM56 237V238H57ZM64 237V236H63ZM77 237V236H76ZM83 238H84V236H82ZM17 238L18 237H16L15 239L17 240ZM55 238V239H56ZM81 238V237H80ZM86 238V237H85ZM84 238V239H85ZM87 238H90V237H87ZM1 239V241H3L2 239H4V237H1L0 238ZM7 239H9V240H12L13 239V237H11V238H6V240ZM43 239V238H42ZM50 239V238H49ZM52 239V238H51ZM50 239V240H51ZM54 239V240H55ZM60 239V238H59ZM70 239H72V238H70ZM72 239V240H73ZM76 240H77V238H75ZM78 239H79V237H78ZM93 239V238H92ZM104 239V238H103ZM53 240V241H54ZM63 240V239H62ZM86 240V239H85ZM19 241V240H18ZM45 241V240H44ZM68 241H69V239H68ZM87 241V240H86ZM1 243H3V242H1ZM11 243V242H10ZM16 243V242H15ZM69 243V242H68ZM88 243V242H87ZM92 243V242H91ZM21 244V242L19 243V245ZM57 244V243H56ZM71 244H73V243H71ZM86 244V243H85ZM59 246V245H58ZM76 246V245H75ZM74 246V247H75ZM83 246V245H82ZM87 246V245H86ZM9 247V245H8V243H5V244H2V245H0V252L1 251H3L4 249H6V248H8ZM98 247V246H97ZM100 247V246H99ZM105 247V246H104ZM76 248V247H75ZM94 248V247H93ZM93 248L91 249V250H93ZM102 249H103V246L101 247ZM101 248H100V250H101ZM74 249V248H73ZM96 249V248H95ZM106 249V248H105ZM9 250V249H8ZM55 250V249H54ZM97 250V249H96ZM5 251V250H4ZM25 251H27V250H25ZM103 251H105V250H103ZM95 252V251H94ZM101 252V251H100ZM17 253V252H16ZM18 253H19V251H18ZM25 253V252H24ZM104 253H106V252H104ZM57 254V255H56ZM56 254H54L55 256L54 257H49L48 256V254H44L42 257H47V259H49V262H48V264L49 263H54V262H59L58 264H70L69 263V257H67V254L66 253H64V252H62V253H56ZM33 255V254H32ZM58 255H60V258H58V259H56V257L58 256ZM97 256H99V255H97ZM37 257H38V255H36V256H32V257H30L31 259H37ZM103 257V256H102ZM24 258V257H23ZM28 258V257H27ZM14 259V258H13ZM30 259V260H31ZM72 259V258H71ZM96 259V258H95ZM11 260V259H10ZM29 260V259H28ZM16 263H20V261L18 260V261H16V260H14ZM26 261V260H25ZM43 261V260H42ZM107 261V260H106ZM3 262H4V260H3ZM41 262V261H40ZM4 264V263H3ZM5 264H9V262H6ZM35 264V263H34Z\"/></svg>",
    "mask_w": 264,
    "mask_h": 264
}]
</instances>
